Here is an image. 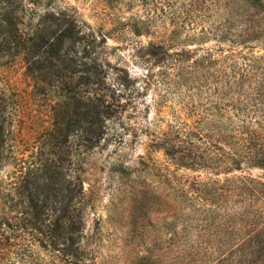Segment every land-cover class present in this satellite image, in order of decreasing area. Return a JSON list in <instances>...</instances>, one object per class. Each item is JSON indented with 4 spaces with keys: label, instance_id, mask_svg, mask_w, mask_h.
<instances>
[{
    "label": "rangeland",
    "instance_id": "374dc122",
    "mask_svg": "<svg viewBox=\"0 0 264 264\" xmlns=\"http://www.w3.org/2000/svg\"><path fill=\"white\" fill-rule=\"evenodd\" d=\"M35 1L18 10L19 30L29 35L46 12L65 13L79 30L78 57L91 35L105 81L87 91L115 112L95 146L61 138L55 123L66 89L29 74L24 45L0 36L8 154L0 198L16 181L15 162L25 169L44 154L82 182L84 264H264V163L238 157L264 153V0H219L210 9L202 0ZM245 65L252 74L240 85L214 73ZM56 137L61 146L52 148Z\"/></svg>",
    "mask_w": 264,
    "mask_h": 264
},
{
    "label": "trees",
    "instance_id": "16d2710c",
    "mask_svg": "<svg viewBox=\"0 0 264 264\" xmlns=\"http://www.w3.org/2000/svg\"><path fill=\"white\" fill-rule=\"evenodd\" d=\"M27 2L32 4L36 1L0 0V36L4 37L7 46L24 45L29 74L49 86L57 83L66 89V99L62 103L65 109L55 123L59 136L77 135L81 139L78 146H95L103 138L105 121L115 112L112 104L105 102L104 96L87 91L88 86H96L100 90L105 81L102 61L95 52V39L89 35L84 41L81 57L75 56L71 50L76 45L79 30L65 13L54 12H46L31 34H23L19 30L18 10L22 11ZM203 2L208 3L207 8L210 9L219 0ZM226 25L229 27L223 28L224 35L231 33L232 25L228 20ZM245 28L239 36L242 41L248 40L250 33ZM210 59L205 57L208 60L206 64L212 65ZM214 73L228 83L236 79L240 85L249 79L252 70L250 65H245L232 70L231 74H225L224 68H216ZM82 87L85 89L82 90ZM2 111L0 100V162L8 157L5 152L7 133ZM57 137L55 143L50 142L52 148L61 146ZM241 148L248 150L246 141ZM238 157L248 163H264V153L255 155L248 150ZM15 166L18 172L16 181L9 182L6 193H2L0 198L1 205L7 210L6 213L0 212V264H84L90 254L81 244L84 238L82 182L77 176L71 181L67 180L64 170L52 167L44 154L25 166V169L16 162ZM243 189L244 186L236 187L237 196L245 197ZM191 190L198 199L207 201L206 194L198 186L193 184ZM237 236H240L239 232ZM248 236L254 238L251 234ZM240 240L236 247L242 249L241 244L246 238ZM91 260L89 258L88 264H91Z\"/></svg>",
    "mask_w": 264,
    "mask_h": 264
}]
</instances>
